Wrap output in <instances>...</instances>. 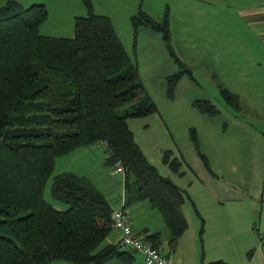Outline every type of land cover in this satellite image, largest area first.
<instances>
[{
  "label": "trees",
  "instance_id": "trees-1",
  "mask_svg": "<svg viewBox=\"0 0 264 264\" xmlns=\"http://www.w3.org/2000/svg\"><path fill=\"white\" fill-rule=\"evenodd\" d=\"M84 1L88 14L76 16L73 36L41 33L49 16L43 3L26 7L9 0L0 6V264H110L116 257L135 264L132 251L106 242L113 209L88 177L74 171L53 176L52 196L69 204L65 210L44 195L58 157L102 142L107 162L123 163L125 204L148 200L158 209L171 250L188 228L185 192L150 163L127 122L156 110L155 104L137 106L147 94L138 64L112 19ZM131 21L134 28L162 31L169 43L168 15L158 22L139 9ZM222 93L239 107L237 94ZM199 106L218 112L208 102ZM164 159L178 170L177 158ZM145 238L158 247L161 235Z\"/></svg>",
  "mask_w": 264,
  "mask_h": 264
},
{
  "label": "rangeland",
  "instance_id": "rangeland-1",
  "mask_svg": "<svg viewBox=\"0 0 264 264\" xmlns=\"http://www.w3.org/2000/svg\"><path fill=\"white\" fill-rule=\"evenodd\" d=\"M248 1L91 0L96 13L110 8L116 31L138 64L147 94L137 106L156 105L152 112L128 116V125L150 163L177 183L186 198H209L220 190L230 197L231 184L237 186L236 195L258 194L263 186L264 139L254 130L260 126L264 130V34H259V26L250 28L239 11ZM66 6L77 9L80 16L88 14L84 0H71ZM134 7L135 13L142 9L158 22L168 15L169 43L162 31L145 25L134 28L135 13L124 11ZM65 29L69 34L60 36L74 35V23ZM222 88L239 96L238 108L226 101ZM207 102L218 112L202 110L199 105ZM127 108H120V113ZM166 154L181 162L178 170L165 161ZM107 156L105 145L97 143L58 157L45 186L46 200L57 209L69 207L52 196L53 176L63 171H76L106 196L123 198L126 174L116 172ZM141 202L147 205L133 203L128 211L154 222L152 212L162 216L158 209L147 207L152 206L148 200ZM187 204L193 208L191 200Z\"/></svg>",
  "mask_w": 264,
  "mask_h": 264
},
{
  "label": "crops",
  "instance_id": "crops-1",
  "mask_svg": "<svg viewBox=\"0 0 264 264\" xmlns=\"http://www.w3.org/2000/svg\"><path fill=\"white\" fill-rule=\"evenodd\" d=\"M8 1L0 0V6ZM17 1L26 7L35 3H43L47 6L49 16L40 27L41 33L45 35L69 34L65 27L69 23H74L76 16H80L77 9L66 6V3L71 0ZM107 2L111 3L110 0ZM136 10L135 7L128 10L124 9L126 14L130 16ZM239 11L243 17L247 18V24L250 28L259 26L262 29H260L259 34H264V0H250L240 7ZM109 12L110 8L108 7L103 11H98L99 14L112 18V14ZM262 122L264 123V120ZM254 135L264 139L262 126L255 128ZM102 144L106 147L104 142ZM230 187L234 188V194L229 195L230 197L221 195L223 191L220 190L211 193L209 198H186L183 211L188 221V228L179 238L175 250L170 249L169 229L164 219L161 218L163 216L160 217L152 212L156 220L154 222L146 217H140L138 211L134 213L128 211L127 207L131 204H125V183L123 198L118 199L113 194L104 195L113 211L123 210L131 218L133 229L143 239L148 241L145 238L147 234L159 232L161 240L158 247L174 264H264V182L258 194L236 195L235 188L237 186L231 184ZM187 200L192 201L193 208L188 206ZM141 201L143 200L133 203L147 205ZM147 207L152 209L153 206ZM119 238L120 233L113 229L106 242L117 245ZM122 249L133 252L135 264H145L141 252L132 248L122 247ZM113 259L117 260L116 264H123L122 259L117 257Z\"/></svg>",
  "mask_w": 264,
  "mask_h": 264
},
{
  "label": "built area",
  "instance_id": "built-area-1",
  "mask_svg": "<svg viewBox=\"0 0 264 264\" xmlns=\"http://www.w3.org/2000/svg\"><path fill=\"white\" fill-rule=\"evenodd\" d=\"M116 166V172L125 173L121 160L117 161ZM112 227L120 233L117 245L141 252L144 256L145 264H174L159 247L143 239L133 229L131 218L123 210L113 211Z\"/></svg>",
  "mask_w": 264,
  "mask_h": 264
}]
</instances>
